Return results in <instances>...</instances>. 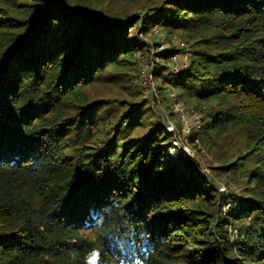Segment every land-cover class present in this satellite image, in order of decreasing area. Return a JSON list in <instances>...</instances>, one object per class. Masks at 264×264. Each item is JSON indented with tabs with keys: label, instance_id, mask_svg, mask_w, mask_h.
I'll use <instances>...</instances> for the list:
<instances>
[{
	"label": "trees",
	"instance_id": "1",
	"mask_svg": "<svg viewBox=\"0 0 264 264\" xmlns=\"http://www.w3.org/2000/svg\"><path fill=\"white\" fill-rule=\"evenodd\" d=\"M149 20L239 198L145 128ZM0 264H264V0H0Z\"/></svg>",
	"mask_w": 264,
	"mask_h": 264
},
{
	"label": "rangeland",
	"instance_id": "2",
	"mask_svg": "<svg viewBox=\"0 0 264 264\" xmlns=\"http://www.w3.org/2000/svg\"><path fill=\"white\" fill-rule=\"evenodd\" d=\"M100 8V6L95 5L96 12ZM105 8L118 13L124 10L122 5H107ZM133 15L141 18L143 14L139 11H134ZM149 22L151 21L149 20ZM147 27L149 28L147 33L137 30L136 32L135 30L131 31L133 27L129 28L131 33L135 32L146 43L145 50L139 52L137 57L141 70L145 67L146 75L148 73L150 79L146 87L141 85V71L139 77L132 80L133 84L138 85V98L146 102V109H148L146 113L148 125L145 128H151L158 123L164 125L172 135L171 146H174L172 148L175 149L174 152H177V156L180 155L194 159L199 166V170L210 178L219 193L225 195V198L230 192H235L236 198H239L240 188L236 181L213 169V167L219 165L216 158L221 151L219 149L209 150L202 142L200 133L202 115L198 107H196L194 102H188L187 96L183 97L176 88L174 89L172 84L166 83L163 78L169 71L179 74L181 71L189 68L191 45L187 43L186 38L180 32L168 33L161 26H156L158 30L154 31L155 25L152 22ZM170 50L176 51L169 54ZM169 55L171 57L167 59ZM165 64L168 66L167 69L165 68ZM157 67L160 68L161 73L155 76L154 71ZM98 89L102 90L100 92L101 95L106 94L110 97L113 94L109 89L100 87ZM181 110L187 114L186 120H182L180 117ZM193 112L198 114L199 119L192 116ZM223 148L232 152L231 146H224ZM227 209L228 205H223L225 212Z\"/></svg>",
	"mask_w": 264,
	"mask_h": 264
},
{
	"label": "built area",
	"instance_id": "3",
	"mask_svg": "<svg viewBox=\"0 0 264 264\" xmlns=\"http://www.w3.org/2000/svg\"><path fill=\"white\" fill-rule=\"evenodd\" d=\"M157 30H158V28L155 26L154 27V31H157ZM141 79H142L141 85H143L144 87H146L147 84H148V81L150 79V76H149L148 73L146 75V68L145 67L142 68V78ZM179 115L182 118V120H186L187 114L183 110L180 111V114ZM192 116L193 117H196L197 119H199V116H198V114L196 112H193L192 113ZM172 147H174V146H170V149H168V153L171 154V155H173V156H177V152H174L175 149L172 148Z\"/></svg>",
	"mask_w": 264,
	"mask_h": 264
},
{
	"label": "snow or ice",
	"instance_id": "4",
	"mask_svg": "<svg viewBox=\"0 0 264 264\" xmlns=\"http://www.w3.org/2000/svg\"><path fill=\"white\" fill-rule=\"evenodd\" d=\"M96 259H97V255L94 253L93 256H92V260L96 261Z\"/></svg>",
	"mask_w": 264,
	"mask_h": 264
}]
</instances>
